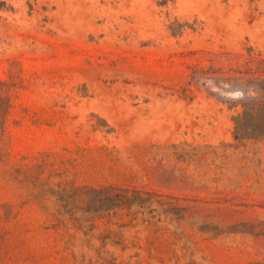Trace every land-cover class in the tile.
Returning <instances> with one entry per match:
<instances>
[{
  "label": "rangeland",
  "instance_id": "obj_1",
  "mask_svg": "<svg viewBox=\"0 0 264 264\" xmlns=\"http://www.w3.org/2000/svg\"><path fill=\"white\" fill-rule=\"evenodd\" d=\"M0 264H264V0H0Z\"/></svg>",
  "mask_w": 264,
  "mask_h": 264
}]
</instances>
